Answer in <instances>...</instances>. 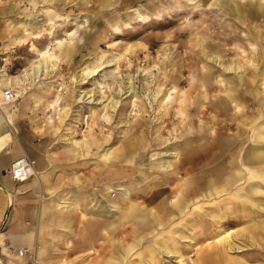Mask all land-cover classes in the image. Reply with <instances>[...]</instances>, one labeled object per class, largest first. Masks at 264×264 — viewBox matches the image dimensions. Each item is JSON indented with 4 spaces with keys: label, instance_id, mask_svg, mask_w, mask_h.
Listing matches in <instances>:
<instances>
[{
    "label": "rangeland",
    "instance_id": "obj_1",
    "mask_svg": "<svg viewBox=\"0 0 264 264\" xmlns=\"http://www.w3.org/2000/svg\"><path fill=\"white\" fill-rule=\"evenodd\" d=\"M262 8L252 0H0V78L20 85L10 86L17 97L9 107L41 149L47 198L77 189L81 208L98 210L111 199L114 217L132 194L141 214L163 217L150 216L152 226L140 233H67L55 240L53 262L119 264L116 251L126 247L123 264H171L168 253L192 264L205 255L199 248L217 241L228 255L259 262L264 201L223 195L191 221L167 220L162 210L190 176L183 140L201 144L214 133L207 146L226 145L235 135L242 155L252 147L264 154V110L250 116L264 107V77L252 72L264 53ZM249 169L242 168L247 178Z\"/></svg>",
    "mask_w": 264,
    "mask_h": 264
},
{
    "label": "crops",
    "instance_id": "obj_2",
    "mask_svg": "<svg viewBox=\"0 0 264 264\" xmlns=\"http://www.w3.org/2000/svg\"><path fill=\"white\" fill-rule=\"evenodd\" d=\"M12 81L13 83L11 84ZM15 82L13 78H11L10 82L5 77L0 78V264H30L29 256L18 255L17 250L20 247L34 248L39 263H42L40 262L42 260L46 264H59V261H62V257L56 256V260L52 261L51 250L56 247L55 240H60L65 237L64 235L72 232L81 233V235L83 233H111L115 230L112 229L113 221L116 222L114 225L119 228V232L128 233L127 218L123 219L122 212H120V219L117 218L118 221L109 219L110 216L113 217L111 199L107 200L105 204L103 203L102 205L104 206L102 208L91 211L87 210V208H81L80 193L77 189H69L67 193L70 194V198L60 195L58 198H47V189H50L49 185L51 184L47 182L46 185H43L41 182L43 178L41 175L43 171L41 149L36 148L37 143L20 130L21 127L17 125L15 111H11L9 107L11 102L2 103V92L5 87L15 86V91H21L18 89L20 85ZM261 83L264 84V80ZM240 84L243 86L242 82ZM198 89L200 90L199 92H202L200 85ZM255 89L258 90L257 88ZM254 93L256 92L254 91ZM259 94L261 92L258 93V97L260 96ZM16 97L17 95L14 94V99ZM199 97L202 98L203 93H200ZM262 100L264 98L260 99V101ZM198 103H194L195 110L201 107ZM182 105L181 103V107ZM216 106L225 110L223 105L216 103ZM236 110L234 109L233 111ZM261 110H264V107H256L250 116L253 115L254 118L258 114L255 117L258 118L261 115ZM7 116L10 120H8ZM233 138V143H238L235 135ZM215 139L216 137L212 133L210 140L208 136L203 139L201 144L191 145V139L183 140L184 144L189 146L181 154L182 162L189 163L188 168H185V170L183 168V173H188L186 171H189L190 176L184 177L185 181L178 183L175 187L178 193L171 197L168 200V204L164 207V215L167 213L170 216L167 220L172 219L175 221L178 218L181 221H186L187 219L191 221L194 213L202 211L206 202L216 200L223 195H225V198L244 199L250 205H259L264 201V158H262L264 154H260V150L254 153L256 149L252 147L245 155H242L240 149L236 148L237 143L235 145L232 143L228 147L221 143L207 146L214 143ZM179 153L181 152L179 151ZM24 154L35 161L34 169L38 172H35L37 174L36 177L31 172L26 180L16 181L11 177L8 170L12 162ZM176 161L173 162V165H169V168H174ZM247 164L252 168L250 178L246 177L245 172L242 173V168ZM227 181H230V183L225 187L224 182ZM105 192L106 190L103 186V193ZM131 201L137 202L135 199ZM133 204L139 205L138 202ZM182 204L184 205L182 206ZM120 210L123 211L124 209ZM69 211H76V217L69 215ZM86 211L90 213V216H86ZM155 215L158 220L163 218L161 217L162 214L157 215L155 212ZM75 221H77V226L73 229ZM258 226L261 227V232H264V225ZM98 228H103V232H97ZM171 231L172 233H178L174 229H171ZM220 242L222 241H217L216 244L211 245L209 248H199L197 252L205 254L206 258L208 256L216 257L219 264H221L219 254L222 252L226 253L223 257V264H252L245 259L240 260L235 256L228 255L224 247L218 246ZM86 243L85 240H82V245ZM35 245L39 246L38 250ZM125 248L124 253L116 251L115 256L118 258L119 264H123L127 260L128 251ZM249 249L255 252L258 248ZM228 257H232L234 260L227 259ZM254 259L259 260L257 264H260V261H264V252H257L254 255ZM214 262L216 261H205L204 264H213Z\"/></svg>",
    "mask_w": 264,
    "mask_h": 264
},
{
    "label": "bare ground",
    "instance_id": "obj_3",
    "mask_svg": "<svg viewBox=\"0 0 264 264\" xmlns=\"http://www.w3.org/2000/svg\"><path fill=\"white\" fill-rule=\"evenodd\" d=\"M226 5V4H225ZM252 6L253 7H256L257 9L258 8H261V7H264V1H262V0H252ZM249 8V7H248ZM238 10V9H237ZM262 10H264V8H262ZM262 14H264V11H262ZM261 28L262 27H260V29L259 28H257V34H258V39L261 41V48H262V51H264V32H262V30H261ZM258 46V45H257ZM258 51V50H257ZM217 56V55H216ZM258 58H259V60H260V64H261V66L259 67V69H260V71H252V72H257V73H259L258 74V76L259 77H264V53H261L260 52V55L258 56ZM213 59H214V61L216 62L217 60V58L215 59V57H213ZM47 70V69H46ZM93 70V69H92ZM203 76L202 77H207L208 76V74L207 73H205L206 72V70H203ZM262 82V81H261ZM10 87V86H9ZM6 88V87H5ZM128 88L129 89H131L132 90V88H131V85L130 86H128ZM132 92H134V89H133V91ZM258 95V94H257ZM257 99V98H256ZM3 103V102H2ZM249 113V112H248ZM1 116V115H0ZM8 117V116H7ZM11 117V116H10ZM4 120V119H3ZM8 120H10L9 119V117H8ZM10 122V121H9ZM8 122V123H9ZM12 122V121H11ZM14 124V123H13ZM229 138L230 139H228L227 141H226V145H224V146H226V147H228V146H230L232 143H233V141H234V138H233V136H229ZM75 150V149H74ZM224 151H226V150H224ZM254 152V151H253ZM76 153V152H75ZM255 153V152H254ZM25 155V154H24ZM232 155H234V154H232ZM237 156V155H236ZM259 157V156H258ZM247 158H249V156H247ZM13 163V162H12ZM245 166V168H247L249 171H250V169H249V165L247 164V165H244ZM31 172V171H30ZM226 187V186H225ZM108 187H104V189L106 190ZM130 195H132V194H130ZM130 195L129 196H124L122 199H126L125 201H124V203L126 204V207L125 208H122V209H124L123 211H121V210H119L118 211V216H117V218L118 219H120V212H122L123 214H122V217H123V219L124 218H127V225H128V230H129V232L128 233H140V232H142L146 227H150V226H152L151 225V218H150V216H153V220L155 221V219L157 218L156 217V215H155V212H151V213H147V211L145 212V213H140V211L136 208V206L133 204V202L131 201L133 198H130ZM70 198V197H69ZM107 202V201H106ZM71 203V202H70ZM69 203V204H70ZM173 203H176V202H173ZM184 203V202H183ZM77 204V203H76ZM66 205H68V204H66ZM65 205V206H66ZM161 205V204H160ZM184 204H182V206H183ZM114 206H116V205H114ZM68 207H69V205H68ZM59 209V208H58ZM163 210H164V208H163ZM162 210V211H163ZM180 211V210H179ZM164 212V211H163ZM141 214V215H140ZM140 215V216H139ZM115 219V220H117L118 221V219ZM114 223H116L115 221H113V225H112V229H117V226H115L114 225ZM129 224H130V227H129ZM138 230H140V231H138ZM126 232V231H125ZM141 239V238H140ZM36 243V242H35ZM36 246V248H37V250L39 249V246L38 245H35ZM42 247V246H41ZM130 247V246H129ZM18 248V247H17ZM25 247H20L18 250H17V253H18V251L20 250V249H24ZM32 248V247H31ZM33 249V252H34V256H35V258H36V260H38V258H37V256H36V254H35V251H34V248H32ZM168 254H170V256L171 257H175V259L174 260H171V264H183L182 263V259H181V257L180 256H182L181 254H172L171 255V253H168ZM19 255V254H18ZM215 255V254H214ZM47 256V255H46ZM45 260V259H44ZM217 258L216 257H214V256H208L207 258H206V256L205 255H202V257H199V260H198V262L197 263H194V264H204L205 263V261L206 262H209V261H216V262H214L213 264H219L218 262H217ZM227 260V259H226ZM39 261V260H38ZM40 262H42L41 264H46V263H44L42 260L40 261ZM230 262V261H229ZM228 262V263H229ZM227 264V263H226ZM236 264V263H235Z\"/></svg>",
    "mask_w": 264,
    "mask_h": 264
},
{
    "label": "built area",
    "instance_id": "obj_4",
    "mask_svg": "<svg viewBox=\"0 0 264 264\" xmlns=\"http://www.w3.org/2000/svg\"><path fill=\"white\" fill-rule=\"evenodd\" d=\"M14 101V91L11 87H6L2 92V102L10 103ZM35 161L30 159L27 155H22L19 158L15 159L9 168V173L11 177L16 181H24L29 177L31 172H34ZM31 171V172H30ZM30 249L25 247L18 251L19 255H26ZM30 264H39V261L36 260L34 252H31L29 255Z\"/></svg>",
    "mask_w": 264,
    "mask_h": 264
}]
</instances>
